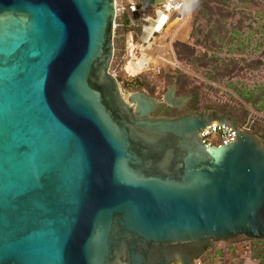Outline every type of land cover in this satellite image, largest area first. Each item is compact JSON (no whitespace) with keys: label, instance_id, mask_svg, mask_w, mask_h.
<instances>
[{"label":"water","instance_id":"water-1","mask_svg":"<svg viewBox=\"0 0 264 264\" xmlns=\"http://www.w3.org/2000/svg\"><path fill=\"white\" fill-rule=\"evenodd\" d=\"M116 17V0H0V264H197L264 239V141L232 112L153 117L191 95L123 91ZM213 122L235 140L204 143Z\"/></svg>","mask_w":264,"mask_h":264},{"label":"trees","instance_id":"trees-1","mask_svg":"<svg viewBox=\"0 0 264 264\" xmlns=\"http://www.w3.org/2000/svg\"><path fill=\"white\" fill-rule=\"evenodd\" d=\"M231 1L192 0L194 15L191 37L195 40V45H190L183 41H176L173 44L178 61L180 58L181 60L184 58L191 66H198L203 69L205 91L213 94L218 92L223 98H220L219 101L211 100L209 104H205L203 108H199V87L189 86V88H186L184 72L180 68H177L173 74L165 75L166 83H171L175 79L177 92L186 93L185 91L189 90L193 94V97L184 110L162 107L154 112V115L163 114L170 116L168 114H177L179 116V114L181 115L184 112H204L210 110L227 114L231 113L232 110H237L238 113L234 116V119L239 125H242L251 114L249 106L255 112L264 114V78L258 81L250 80L251 75L264 65V60L251 57V55L258 53L261 48H264V23L261 24L259 22L260 25L257 28L261 41L258 40L252 44L253 37L250 35L245 36L246 27L252 31L256 30L251 22H238L235 25L227 22V18H232L238 13L235 8L233 10L228 8ZM239 3L237 5L239 12L242 11L240 10L241 5L248 3L258 8L257 12L260 14L261 19L264 17V0H240ZM210 16L212 19H209ZM201 17L208 19L205 22L206 29L197 24L198 19ZM141 23L118 7L114 29V57L112 66L124 52L125 34L132 30L140 31ZM201 42L205 44V50L201 54H198L196 46ZM223 51L226 53L221 55ZM260 52L264 54V50H260ZM111 71L113 72L112 69ZM163 73H165L164 70H159L156 75L164 76ZM117 78L123 87L130 92H146L158 100L162 99L161 94L156 90L158 83L151 79L147 73H141L133 77L132 80ZM214 83H218V87H214ZM253 117L255 121L251 124L250 131L264 141V118L255 115ZM242 240L250 241L251 257L257 260L258 264H264V239L248 238L243 235L226 240L225 242L228 245L225 249H216L215 243L199 259L198 264H235V257L238 256L236 253L239 249L235 243Z\"/></svg>","mask_w":264,"mask_h":264},{"label":"rangeland","instance_id":"rangeland-1","mask_svg":"<svg viewBox=\"0 0 264 264\" xmlns=\"http://www.w3.org/2000/svg\"><path fill=\"white\" fill-rule=\"evenodd\" d=\"M239 1L240 0H232L230 5L228 6L230 10H233L235 8L238 13L232 18H227V22H230L233 25L237 24L238 22H251L256 30L252 31L250 28L246 27L245 36L250 35L251 37H253V39L251 38L252 44L257 42L258 40L261 41L260 34L257 33V28L260 23H264V17L261 19L260 14L257 12L258 8L256 6L249 5L248 3H243L240 7V10L242 11L239 12L237 8V5L240 4ZM193 15V7L191 9V12H189L187 16V20H179L177 18V13L175 12L165 22H163L165 31L163 29L159 30L157 34H154V36L150 38H145V33L143 34L141 30H132L127 32L124 36V52L119 56V60L115 61L113 66L111 65V69L113 70L114 74L121 79L132 80L133 76L135 77L137 75H140L141 73H147L151 79L155 80L158 83V88L156 90L157 92L159 91V93L163 97L166 90L172 85L173 81H175V79H173L171 83H166L167 80L165 75L173 74L177 68H180L185 75L184 78L186 80V88H189V86L199 87V108H203L205 104H209L211 100L219 101V99L223 97L222 95L220 96L218 92H215L216 94H213L205 91V87L203 85V69L198 66H191L189 62L184 58L182 60L180 58V60L178 61L176 53L173 49V44L176 41H183L189 43L190 45H195V40L191 37ZM209 19H212V17L210 16ZM207 21L208 19H206L205 17H201L198 19L197 24L206 29L205 22ZM196 50L198 51V54H201L205 50V44L203 42L197 44ZM260 50L263 51L264 48H261ZM260 50L258 53L251 55V57L263 61L264 54L261 53ZM225 53L226 52L223 51L221 55H224ZM145 57H147V59H151L150 63H148L144 69L135 68V66L133 65L134 62H138ZM159 70L165 71V73H163L164 76L156 75ZM263 76L264 65L251 75L250 80L252 79L258 81L264 78ZM214 84V87H218L219 85L218 83ZM123 91L129 90L124 88ZM185 92L186 93L178 91L177 93L178 95H191L190 99L193 97V94L189 90H186ZM184 109L185 106L184 108H182V110ZM231 112L234 115L237 110H232ZM176 115L174 114L172 116ZM215 245L216 249H225L228 243L225 241H220L216 242ZM235 245L239 248L236 253L238 256L236 255L237 257H235V261L237 264H258V261L251 257V243L249 240H242L241 242L235 243Z\"/></svg>","mask_w":264,"mask_h":264},{"label":"built area","instance_id":"built-area-1","mask_svg":"<svg viewBox=\"0 0 264 264\" xmlns=\"http://www.w3.org/2000/svg\"><path fill=\"white\" fill-rule=\"evenodd\" d=\"M118 7L138 22L154 20L155 17L152 18L149 15L150 10L155 14L159 12L157 10H161L162 12L159 13L167 15V19L176 12L179 20H187V16L192 9V0H164L154 7L145 2L141 3V0H116L117 11ZM251 111L247 120L242 125L238 124L240 129L250 131L251 124L255 121L254 115L264 118V114L255 112L253 109ZM199 134L203 142L209 146L226 144L236 138L235 129L228 124L218 122L205 126ZM198 263L199 260H197Z\"/></svg>","mask_w":264,"mask_h":264},{"label":"flooded vegetation","instance_id":"flooded-vegetation-1","mask_svg":"<svg viewBox=\"0 0 264 264\" xmlns=\"http://www.w3.org/2000/svg\"><path fill=\"white\" fill-rule=\"evenodd\" d=\"M149 15L152 17V18H154V12L153 11H151L150 10V12H149ZM142 23L140 24V27H141V31L143 32V26H145V25H150L151 27H150V30L149 31H147L144 35V37L145 38H150V37H153L154 36V34H157L158 32H159V30H164L165 31V26L163 25V22H146V21H141ZM153 23H154V25H153ZM114 57V56H113ZM146 59V60H145ZM113 61V60H112ZM150 61H151V59L150 58H148L147 59V57H145V58H143L142 60H140V61H138V62H134V66H135V68H137V69H144L145 67H146V64H148V63H150ZM143 64H142V63ZM112 64V63H111ZM110 71H111V68H110ZM142 71V70H141ZM112 72V71H111ZM112 73H114V72H112ZM134 77V76H133ZM116 78H117V76H116ZM117 80H118V78H117ZM119 82V81H118ZM119 84H120V87L122 88V89H124V87H123V85L119 82ZM149 95V94H148ZM176 97H178V96H181V95H178V93H177V90H176ZM190 99V98H189ZM189 99L186 101L187 103H185V107L187 106V104H188V101H189ZM162 107H169V106H161L159 109H161ZM170 108H172V107H170ZM184 108V107H183ZM158 109V110H159ZM174 109H180V108H174ZM181 110H182V108H181ZM180 115V114H179ZM152 116L153 117H158V116H166V117H176V116H178V115H176V116H172V115H170V116H167V115H163V114H158V115H154V113L152 114ZM216 242H214L209 248H208V250L205 252V253H207L209 250H210V248L215 244ZM204 253V254H205ZM203 254V255H204Z\"/></svg>","mask_w":264,"mask_h":264},{"label":"crops","instance_id":"crops-1","mask_svg":"<svg viewBox=\"0 0 264 264\" xmlns=\"http://www.w3.org/2000/svg\"><path fill=\"white\" fill-rule=\"evenodd\" d=\"M154 17L155 19L152 22H165L167 20V15H163L162 13L155 14L154 13ZM154 25V23H153ZM249 108L251 109V107L249 106ZM238 113V111L236 113H234V116Z\"/></svg>","mask_w":264,"mask_h":264},{"label":"bare ground","instance_id":"bare-ground-1","mask_svg":"<svg viewBox=\"0 0 264 264\" xmlns=\"http://www.w3.org/2000/svg\"><path fill=\"white\" fill-rule=\"evenodd\" d=\"M146 60V59H145ZM139 63V62H138ZM142 63V62H141ZM143 64V63H142ZM147 65V64H146Z\"/></svg>","mask_w":264,"mask_h":264},{"label":"clouds","instance_id":"clouds-1","mask_svg":"<svg viewBox=\"0 0 264 264\" xmlns=\"http://www.w3.org/2000/svg\"><path fill=\"white\" fill-rule=\"evenodd\" d=\"M199 260V259H198Z\"/></svg>","mask_w":264,"mask_h":264}]
</instances>
